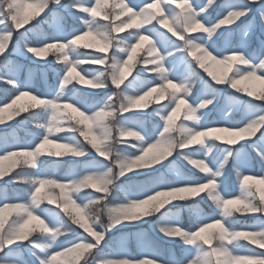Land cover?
Returning a JSON list of instances; mask_svg holds the SVG:
<instances>
[{"label": "snow or ice", "instance_id": "6c2138e0", "mask_svg": "<svg viewBox=\"0 0 264 264\" xmlns=\"http://www.w3.org/2000/svg\"><path fill=\"white\" fill-rule=\"evenodd\" d=\"M0 57V264H264V0H0Z\"/></svg>", "mask_w": 264, "mask_h": 264}, {"label": "rangeland", "instance_id": "374dc122", "mask_svg": "<svg viewBox=\"0 0 264 264\" xmlns=\"http://www.w3.org/2000/svg\"><path fill=\"white\" fill-rule=\"evenodd\" d=\"M41 15H43V13H42ZM37 18H39V17H37ZM37 18H36V19H37ZM25 27H29V25H25ZM48 59H52V57L49 56ZM2 62H3V58L0 57V63H2ZM18 62H20V63H28L26 60H23V59H20ZM32 67H33V68H36L37 65H32ZM218 70H219V69H218ZM23 75H24L25 77L27 76V70H25V72H24ZM130 78H131V77H129V79H130ZM249 86L255 88L256 90H260L262 87H264V85H262V84H261L260 82H258V81L250 82V83H249ZM0 88H1V86H0ZM28 102H30V98H28V97H25V98H23V99L20 101L21 104H25V103H28ZM164 102H166V101H162V103H164ZM18 118H19V117H16V119H18ZM1 128H2V126H0V129H1ZM21 135H23V134H21ZM223 135H226V134H223ZM6 163H7V162H6ZM259 168H260L259 163H256V164L254 165V172H253V174H255L256 171H259ZM60 169H61V168H60ZM60 169H58V171H60ZM64 171H66V169L63 170V171H60L59 173H60V174H63ZM0 187H2V182H0ZM230 189H231L232 191H236V192H238V185H237V183H236L235 175H234V174H233L232 179H231V182H230ZM102 218L106 220V216H102ZM254 222H255V221H253V223H254ZM251 224H252V223H251ZM146 225H147V224H146ZM146 225H143V230L146 231V232H148V233H150V235H151V230H150V228H147ZM150 226H154V225H151V224H150ZM154 229H155V228H154ZM159 244H160V246H161L162 248H163V247H170V248H172V249H176V248H177L176 245H167V244H162V243H160V242H159Z\"/></svg>", "mask_w": 264, "mask_h": 264}, {"label": "trees", "instance_id": "16d2710c", "mask_svg": "<svg viewBox=\"0 0 264 264\" xmlns=\"http://www.w3.org/2000/svg\"><path fill=\"white\" fill-rule=\"evenodd\" d=\"M19 119V118H18ZM21 134H23V132L21 131ZM66 169V167H62L61 169H60V171H63V170H65ZM60 171H58V172H60ZM237 218H238V222L239 223H241V224H250L253 220L252 219H249L247 216H245V215H243V214H237ZM153 238L155 239V240H157L158 242H160L159 241V236H153ZM178 246V245H177Z\"/></svg>", "mask_w": 264, "mask_h": 264}]
</instances>
